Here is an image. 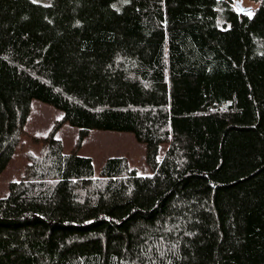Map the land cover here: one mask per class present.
I'll list each match as a JSON object with an SVG mask.
<instances>
[{"label": "trees", "instance_id": "obj_1", "mask_svg": "<svg viewBox=\"0 0 264 264\" xmlns=\"http://www.w3.org/2000/svg\"><path fill=\"white\" fill-rule=\"evenodd\" d=\"M249 1L0 0V176L33 102L62 113L0 198V264H264V0ZM95 131L133 134L148 173L109 158L97 175Z\"/></svg>", "mask_w": 264, "mask_h": 264}, {"label": "rangeland", "instance_id": "obj_2", "mask_svg": "<svg viewBox=\"0 0 264 264\" xmlns=\"http://www.w3.org/2000/svg\"><path fill=\"white\" fill-rule=\"evenodd\" d=\"M235 1L236 3L242 2L248 8L257 7L256 4L249 0ZM34 3L50 6L52 0H35ZM61 117L62 113L54 108L38 101L33 102L32 112L26 127L28 134L22 139L8 168L0 176V198L8 194L10 183L20 181L24 176L29 153L33 154L40 151V144L35 142V138H42L50 126ZM77 137L78 130L73 127H66L60 132L59 138L63 142L65 153H69L75 146ZM166 149V145L161 147L160 158H162ZM81 153L94 161L97 175H99L103 165L109 158H126L129 164L137 168L140 173H148L143 172L145 165V147L136 140L133 134L92 132L86 139Z\"/></svg>", "mask_w": 264, "mask_h": 264}, {"label": "water", "instance_id": "obj_3", "mask_svg": "<svg viewBox=\"0 0 264 264\" xmlns=\"http://www.w3.org/2000/svg\"><path fill=\"white\" fill-rule=\"evenodd\" d=\"M238 14L244 15L252 12V8L245 7L242 2L236 3Z\"/></svg>", "mask_w": 264, "mask_h": 264}, {"label": "snow or ice", "instance_id": "obj_4", "mask_svg": "<svg viewBox=\"0 0 264 264\" xmlns=\"http://www.w3.org/2000/svg\"><path fill=\"white\" fill-rule=\"evenodd\" d=\"M33 2H35V0H33ZM250 14V13H249Z\"/></svg>", "mask_w": 264, "mask_h": 264}]
</instances>
